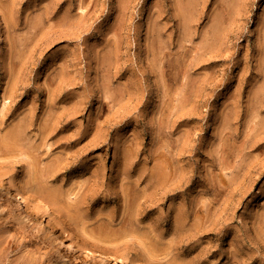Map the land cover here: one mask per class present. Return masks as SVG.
<instances>
[{
    "label": "rangeland",
    "instance_id": "rangeland-1",
    "mask_svg": "<svg viewBox=\"0 0 264 264\" xmlns=\"http://www.w3.org/2000/svg\"><path fill=\"white\" fill-rule=\"evenodd\" d=\"M0 180L129 260L264 264V0H0ZM36 221L0 197V264H112Z\"/></svg>",
    "mask_w": 264,
    "mask_h": 264
},
{
    "label": "bare ground",
    "instance_id": "bare-ground-1",
    "mask_svg": "<svg viewBox=\"0 0 264 264\" xmlns=\"http://www.w3.org/2000/svg\"><path fill=\"white\" fill-rule=\"evenodd\" d=\"M61 125H62V123H61ZM26 127H28V126H26ZM0 197L4 200V202L7 205H11L12 207H14V208H16L18 210L25 211L27 214H33L36 217V220H37L36 222H37V225H38V227L40 229H42V230L46 231L47 233H49L60 244L68 247L73 253L82 252L85 257H94L96 259V261H104V262L112 263V264H144V263H142L140 261L129 260V259H127V258H125V257H123L121 255H117V254H115L113 252L103 251L98 246L89 245V244L85 243V241L80 236H78V235H70L68 232H66L65 229L61 228L57 224H51V222L49 221V219L47 217V214L42 209H39L32 201H30L29 199H27L24 195H22L21 193H19L16 189H14L13 187H11L10 185H8L5 182H2L1 180H0ZM203 218L205 219V217H203Z\"/></svg>",
    "mask_w": 264,
    "mask_h": 264
}]
</instances>
